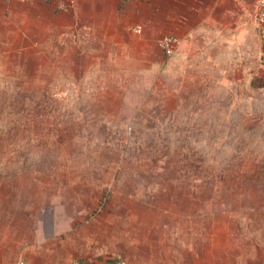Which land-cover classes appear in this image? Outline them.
Segmentation results:
<instances>
[{"label": "rangeland", "instance_id": "374dc122", "mask_svg": "<svg viewBox=\"0 0 264 264\" xmlns=\"http://www.w3.org/2000/svg\"><path fill=\"white\" fill-rule=\"evenodd\" d=\"M92 1L0 0V244L26 260L42 210L62 205L115 258L158 248L163 228L168 264H264L254 16L239 48L208 49L177 87L140 72L163 59V35L136 34L113 0Z\"/></svg>", "mask_w": 264, "mask_h": 264}, {"label": "crops", "instance_id": "0c3cea01", "mask_svg": "<svg viewBox=\"0 0 264 264\" xmlns=\"http://www.w3.org/2000/svg\"><path fill=\"white\" fill-rule=\"evenodd\" d=\"M112 5L117 8L119 20L126 28L140 26L150 39L161 35L178 37V56L193 72L197 63L202 64L199 61L203 54L213 55L208 49L239 48L240 34L243 36L244 33L240 26L248 25L256 13V0H113ZM153 62H164V59ZM74 225L68 224L58 237H45L40 230L35 237L36 244L26 251L25 264H117L119 261L124 264H168L170 254L175 252V248L164 243L168 238L161 228L158 248L135 246L115 258L111 256L110 248L96 243L99 239L92 232L90 222L79 224L77 228ZM18 254L16 242L9 248L0 244V264H14Z\"/></svg>", "mask_w": 264, "mask_h": 264}, {"label": "trees", "instance_id": "16d2710c", "mask_svg": "<svg viewBox=\"0 0 264 264\" xmlns=\"http://www.w3.org/2000/svg\"><path fill=\"white\" fill-rule=\"evenodd\" d=\"M255 20L256 19H254V21ZM179 46L168 57L163 55L164 62H152L148 69H143L140 72L152 74L156 77L158 76L166 84L170 86L177 85V87H179L180 80H177L182 77V74H184L183 71L187 69L186 65L181 62L178 56ZM173 82L176 84H173ZM127 105L129 106L128 103ZM131 108L132 107H130L129 110ZM57 207L58 206H55V208L47 206L42 210L46 223L43 222L40 228L45 237H57L62 235V230L68 225L69 219L64 215L63 206L61 205V207H58L59 209Z\"/></svg>", "mask_w": 264, "mask_h": 264}, {"label": "built area", "instance_id": "2783aa9c", "mask_svg": "<svg viewBox=\"0 0 264 264\" xmlns=\"http://www.w3.org/2000/svg\"><path fill=\"white\" fill-rule=\"evenodd\" d=\"M19 2H33L34 0H15ZM255 19L257 22V25L259 27V33L260 36L264 39V0H256V13H255ZM140 26L133 27L134 33H140L141 32ZM180 40L178 37L173 35H163L158 42V47L161 51V53L168 57L171 55L174 50L179 46ZM14 264H25L23 259H18L14 262ZM117 264H124L122 261L117 262Z\"/></svg>", "mask_w": 264, "mask_h": 264}]
</instances>
